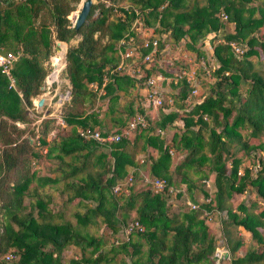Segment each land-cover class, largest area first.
Returning <instances> with one entry per match:
<instances>
[{
	"label": "trees",
	"instance_id": "16d2710c",
	"mask_svg": "<svg viewBox=\"0 0 264 264\" xmlns=\"http://www.w3.org/2000/svg\"><path fill=\"white\" fill-rule=\"evenodd\" d=\"M78 2L0 0V48L17 56L11 67L13 86L0 72V264H62L61 252L68 245L81 251L79 257L70 260L72 264H109L118 254L119 264H212L217 237L224 239L228 250V259L222 264H264V238L258 229L264 222L249 214L241 203L237 207L242 214L232 212L229 205L235 195L247 191L264 203V156L255 159V171L242 166L239 172L241 157L236 155L239 150L246 156H254L257 149L264 153V141L258 140L264 135V0H191L189 4L188 0H129L120 6L116 5L118 0H97L91 4L85 22L74 28L70 19L78 12ZM136 16L156 32L168 33L172 42L183 41L197 59L205 58L207 42L212 45L215 69L208 75V90L187 102L190 86L182 82L172 108L164 112L160 107L158 128L181 121L180 133H173L168 142L151 133L148 115L145 126L136 128L131 139L124 137L110 144L84 139L77 127L101 124L97 100L107 97L115 102L120 92L127 95L138 85L139 80L116 68L118 41L131 33ZM228 22L233 23L231 31L226 27ZM74 36L78 41L69 45ZM229 42L238 45L242 53L234 54ZM54 48L64 51L63 71L70 84L69 101L61 114L64 124L42 118L37 138L31 143L33 131L18 128L15 122H29L31 99L40 93L47 74L43 63L53 60ZM174 63L172 66L179 65ZM169 65L164 67L171 71ZM150 72L145 70L146 75ZM131 105L125 119H114V128L99 130L118 132L129 117L144 112L140 106L133 110ZM65 126H69L67 131L63 130ZM139 138L140 150L151 159V177L163 178L168 186L174 181L168 172V151L172 148L183 155L174 166L184 187L176 192L178 211L168 209L166 190L131 191L122 204L112 194L113 185L126 174L127 166L132 168V176L137 173L139 166L129 147ZM251 138L258 141L250 143ZM34 144L45 147V155H54L59 175L40 176L30 169L38 155ZM147 147L154 148L157 156H150ZM207 173L214 174L211 199L200 202L197 209H189L179 198L185 192L196 202L193 189L197 186L192 177L202 181ZM59 180H64L65 201L77 199L84 206V212H74L76 225L53 220L47 207L49 197L39 194L38 188ZM32 181L35 186L30 189ZM30 194L35 197L25 210L23 197ZM135 203L133 220L143 226V231L123 237L116 246L105 249L101 236L80 230L99 215L113 237L118 233L123 236L121 230L128 223L126 212ZM201 209L225 210L219 233L209 232ZM259 215L264 217V207ZM229 226H240L250 234L251 244L241 255L236 251L242 242L232 237ZM7 254L13 257L6 259Z\"/></svg>",
	"mask_w": 264,
	"mask_h": 264
},
{
	"label": "rangeland",
	"instance_id": "374dc122",
	"mask_svg": "<svg viewBox=\"0 0 264 264\" xmlns=\"http://www.w3.org/2000/svg\"><path fill=\"white\" fill-rule=\"evenodd\" d=\"M81 0H79V2L76 4V11L79 10V4H80ZM97 0H92V3H96ZM129 2V0H118V2L116 3V5H125ZM189 2H191V0H188V4ZM112 18V17H111ZM70 22L72 24V18L70 19ZM226 27L229 31H231L233 29V23L232 22H228L226 23ZM262 30L264 31V25ZM132 31L134 32V38L137 39H141L142 35H145L146 32V27L145 25H140L137 26L135 28L132 29ZM78 36H74L72 38L69 39L68 44L69 45H75L76 42L78 41ZM160 45L161 44H165L169 47L174 46L176 43L172 42L169 35L166 34L165 36H161L160 37ZM207 44H209V42H207ZM168 47V48H169ZM182 49L180 51H178L177 53L173 54L172 50L170 52H168V54L164 53L162 55V58L160 60V64L162 66L166 65V61H168V59H170L171 56L175 55L177 58H179L180 60H182L184 57V49H187V47H185L184 45H181ZM189 50V49H188ZM205 52V51H204ZM62 54V55H61ZM53 55L54 58L52 60V62H50V60H46L43 65L45 66V69L48 73L47 76H49V74L52 71H55L54 74V79H51L50 81V87L48 86V82L50 80L51 77H47L46 81H45V85H44V79L42 81L41 87H40V93L37 94L35 97H33L32 100V106H30L28 108V116H29V122L27 124H23L22 122H15L16 126H18V128H26V130L29 131V133L31 132V130L33 131V136L30 140L31 143H33V139L36 140L37 138V134L35 135V133L37 132V130L39 131L40 129V125H39V119L40 117H46V118H54L56 119V117L61 116V114L63 113V109L65 104H67V102L69 101V94H68V90L70 88V84L68 79L65 76L64 73V60H63V49H55L53 51ZM61 55V56H60ZM205 58H209V62L211 64H213V58L211 57V55L209 54V51L205 52ZM48 62V64H46ZM53 63V64H52ZM263 70H264V62L261 63ZM170 66V65H169ZM260 67V66H259ZM53 76V75H51ZM198 82H197V98H200L201 96H204L208 90L209 87V83L211 82V79L209 76L203 74L201 71H198ZM45 78V77H44ZM44 85V87H43ZM99 93L102 94V90L99 89ZM119 98L115 101V102H110L109 99L106 98H99L95 104L96 108H99V113H98V119L100 120L101 124L100 125H95V127H97L98 129L102 130V129H112L114 128L115 122L114 119L115 118H123L125 119V115L127 112V106L128 104H130V102H132L131 108L133 110H135V108L137 106H140L146 115L149 116V118L151 119V126L153 127L152 130V134H159V136H163L166 140V142L169 141V139L171 138L173 133L179 134L180 133V126H181V121L180 120H175L173 122V126H166V128L164 129H160L158 128V124L157 121L161 118V114H160V107H150V106H145L142 103L141 100V93L138 89V87H136L135 89H131L130 93L127 95H122V93L120 92L119 94ZM39 98L43 99V103L41 106L37 105V100ZM169 111L168 109H164V112ZM48 116V117H47ZM39 117V118H38ZM130 118V117H129ZM69 129V126H65L63 128V130L67 131ZM58 130V127L57 129ZM162 131L164 132L163 134L159 132ZM53 132H55L53 130ZM27 131L25 132V135L29 134ZM135 130L133 132H131L129 134V138L131 139L134 135H135ZM162 137V138H163ZM250 143H256L258 140L259 141H264V135L260 137V139H248ZM142 139L139 138L136 142V144H134L133 146L129 147V150L132 152L133 154V158H134V162L139 166V169L137 170V173H134L132 176V184L128 187H122L121 191L118 193L113 192L112 194L115 197H118L120 199L119 203L122 204L123 201L125 200V198L128 197V194H130L131 191H138V190H142L144 188H148L149 185L146 184L144 178L149 179L151 177V174L149 172V167H150V161L151 159L148 158V155H146L143 151L140 150V145H141ZM108 148V147H106ZM148 148V154H150V156L156 157L157 156V151L152 148V147H147ZM33 149L35 151H37L38 155L37 158L33 159L30 163V169L32 171H34L35 174L37 175H46V176H57L60 174V172L58 170H56V165L58 163V160L54 157V155H50L47 156L45 155V147H40L37 146V144H34ZM171 153L170 154V161L168 163V172L170 173V176L173 178V185L172 187H175V190L171 193H169V199H168V209L170 211L176 212L179 210V207L177 206V199H176V189H182L183 190V185L180 184L179 180V174L174 172V166L175 164L181 159V157L183 156L182 154L173 151L171 148ZM52 154H55V152H53ZM237 156L241 157V164H240V168H239V172H241L242 170V166H248V167H252V171L256 170V158L257 157H263L264 153L263 151L257 149L253 155L250 156H246L245 154H243V151L239 150L236 154ZM65 159H69V156H65ZM228 164V163H227ZM129 174H131L128 171V166L126 167V174L123 176L122 179L118 180V181H123ZM189 174H191V172H189ZM192 178H194V185L197 187H194V194H195V200L196 204L199 205L200 202H202L205 197H204V192H207L208 194H212L213 190H214V184H213V179H214V174L213 173H207V182L205 183V185H202V181L199 177L197 176H193ZM117 182V181H116ZM63 185H64V180H59L56 183H48L45 184L43 187L38 188L39 194L41 195H46L49 197V202H48V209L53 213V220L55 221H62V220H67L69 222H71L72 224L76 225V218L74 216V212L75 211H80V212H84V206L83 204L79 203L77 201V199H74L70 202H66L65 201V195L62 194L64 193L63 190ZM35 186V182L32 181L30 183V189ZM34 194H30L28 196H24L23 197V205H24V209L27 210L28 209V204L29 202H33L34 200ZM186 197V198H185ZM46 198V197H45ZM188 197L186 195V193L184 192L182 194V196L179 198L180 200H186ZM189 200V198H188ZM190 202H192L190 200ZM137 203V202H136ZM136 203L134 204V206L129 209L126 213H127V220L126 222H130L131 220H133L135 211H134V207L136 205ZM243 204V206L246 208V211H248L249 214L251 215H255L258 219L262 220V222H264V217L259 215V212L262 210V208L264 207V203L262 201V199H259L253 192H244L243 194H238L235 195L230 201H229V205L231 207V211L232 212H236L238 214H242L241 211L238 209V204ZM85 204H87L88 206H93V202H85ZM119 214V213H118ZM214 216V215H213ZM226 218V212L225 210L219 212V214H217L215 216V218L212 220H207L206 223L209 227V232L216 234L217 230H219L218 232H220V227L222 225V221ZM93 222L88 223L86 226H83L80 228V230L82 232H87L89 234L95 235V236H101V238L104 241L103 247L106 248H110L111 244L112 246H116L117 244H119L121 242V240H123V236H121V234H117V237H113L110 234L109 229L104 225V223L101 220V217L95 216ZM80 227V226H79ZM232 237H236L239 238V240L242 242L241 246L238 248V250L236 251L237 255H241L244 250L249 246V244H251L250 242V234L249 232L245 231L242 227L240 226H229L228 227ZM260 233L262 234V237L264 238V225H262V227L260 226L259 228ZM135 236L133 235V238ZM220 243L217 244V246H219ZM141 251L142 254H144L145 251V247L142 246L141 247ZM228 251V250H227ZM84 254L88 255L89 254V248L86 249L84 251ZM81 255V251L78 250V247L70 245L67 246L65 249H63L62 251V257H61V263L62 264H72L70 262L71 258H77ZM228 255V253H227ZM120 254L116 255L114 257V259L112 261L109 262V264H119L120 262ZM225 258V257H224ZM228 259V258H227ZM226 259V260H227ZM226 262V261H225ZM228 263V261H227ZM225 263V264H227ZM100 264H104V263H100Z\"/></svg>",
	"mask_w": 264,
	"mask_h": 264
},
{
	"label": "built area",
	"instance_id": "2783aa9c",
	"mask_svg": "<svg viewBox=\"0 0 264 264\" xmlns=\"http://www.w3.org/2000/svg\"><path fill=\"white\" fill-rule=\"evenodd\" d=\"M163 6L164 5H161L160 9ZM125 9L127 8L125 7ZM119 14L122 17L124 16L122 13ZM221 17L222 19H225L226 15L224 13H221ZM141 24L144 25L141 17L136 16L131 23V33L126 34V39L121 38L118 41L117 54H119V62L116 68L122 69V72L133 76L136 80H139L137 87L141 93L142 103L145 106L154 108L162 107L163 110L172 108L182 82H185L190 86V90L188 91L185 100L187 102H190L193 99L196 100L198 95V71H201L203 74L208 76L215 69V64H211L209 62V58L200 57L197 59L195 54L191 50L184 49L183 52L185 58L180 60L175 55H173L170 57V59H168V61H166L171 66L175 64L174 62H179V65L172 66L171 71H169L160 64L162 55L164 53L168 54V52H170L171 50L172 53L175 54L182 49L181 45L185 46V44L183 43V41H181L171 47L165 44L160 45V37L165 36L168 33H158L155 31V28L148 26H145L146 32L145 35H142L141 39L134 38V32L132 31V29L140 26ZM229 44L234 54L239 55L242 53V49L238 45L234 44L233 42H229ZM204 50L205 52L209 51V54L212 57V45L210 43H206V45L204 46ZM16 57V54L0 48V72L3 73L9 80V86H13L11 67L13 65V62L16 60ZM46 64H48V62ZM160 69H164V71H161ZM145 70H150V74L146 75ZM54 72L55 71H52L49 76H47L48 73L46 74L44 78V85L47 77H51L48 82V86L50 87L49 83L51 79H54ZM105 81L106 79L104 78L103 84ZM145 115V112L135 113L126 121L123 128H121L118 132H102L97 127H77L76 131L78 135L84 139H93L101 144H110L124 137L129 138V134L136 130V128L144 127L146 124ZM42 118L44 117H40L39 121ZM56 122L60 125L64 124L61 116L56 117ZM159 132L162 134L164 133L160 130ZM51 134L52 132L50 133V135ZM169 152H172L171 149H169ZM144 180L146 184L149 185L148 188L152 193H161L165 190L168 193H171L175 190L174 187L168 186L163 178L150 177L149 179L144 178ZM131 181L132 174H129L123 181H117L113 185L112 191L115 193L120 192L123 186H130L132 184ZM202 181L205 185L208 180L204 179ZM176 190L178 191V189ZM210 199L211 194H208V196L205 197L202 202L208 203ZM185 203L187 204L189 209L198 208V204L190 202V200L188 199L185 200ZM214 212L219 213L214 209H201V216L205 219V221L212 220V218H215ZM135 231H143V226H141L136 220L128 222L127 225L124 226L121 230L124 239H127V237ZM218 231L219 230H217L216 233H219ZM218 243H220L219 246H217ZM227 253L228 251L224 245V239L222 237H217L215 241V247L211 255V258L213 260L212 264H222L224 255ZM12 257L13 256L11 254H7L5 256L6 259H11Z\"/></svg>",
	"mask_w": 264,
	"mask_h": 264
},
{
	"label": "water",
	"instance_id": "95a60500",
	"mask_svg": "<svg viewBox=\"0 0 264 264\" xmlns=\"http://www.w3.org/2000/svg\"><path fill=\"white\" fill-rule=\"evenodd\" d=\"M91 4H92V0H81L80 6H79V10L76 13V15H75V17H74V19L72 21V25H73L74 28H78L82 23L85 22L86 16H87V14L89 12ZM42 103H43V99L39 98L37 100V105L41 106ZM224 257L228 258V255L225 254Z\"/></svg>",
	"mask_w": 264,
	"mask_h": 264
},
{
	"label": "crops",
	"instance_id": "0c3cea01",
	"mask_svg": "<svg viewBox=\"0 0 264 264\" xmlns=\"http://www.w3.org/2000/svg\"><path fill=\"white\" fill-rule=\"evenodd\" d=\"M79 7V6H78ZM73 20V19H72ZM63 53H64V51H63ZM62 55V54H61ZM60 55V56H61ZM102 90V89H101ZM133 90V89H132ZM136 90V89H135ZM102 93H103V91H102ZM139 169V168H138ZM128 171L130 172V173H132L131 171H132V168L131 167H128ZM94 203V202H93ZM74 214V213H73ZM68 246H70V245H68ZM74 246V245H73ZM65 249V248H64ZM78 250H79V248H78ZM63 251V250H62ZM86 255V254H85ZM61 256H62V252H61ZM72 259V258H71ZM70 259V260H71Z\"/></svg>",
	"mask_w": 264,
	"mask_h": 264
},
{
	"label": "bare ground",
	"instance_id": "6f19581e",
	"mask_svg": "<svg viewBox=\"0 0 264 264\" xmlns=\"http://www.w3.org/2000/svg\"><path fill=\"white\" fill-rule=\"evenodd\" d=\"M79 6H80V4H79ZM74 19V18H73ZM73 21V20H72Z\"/></svg>",
	"mask_w": 264,
	"mask_h": 264
}]
</instances>
